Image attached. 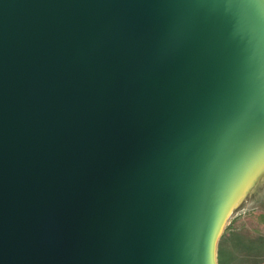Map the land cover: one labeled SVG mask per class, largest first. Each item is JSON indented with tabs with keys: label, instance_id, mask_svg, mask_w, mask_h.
Masks as SVG:
<instances>
[{
	"label": "water",
	"instance_id": "water-1",
	"mask_svg": "<svg viewBox=\"0 0 264 264\" xmlns=\"http://www.w3.org/2000/svg\"><path fill=\"white\" fill-rule=\"evenodd\" d=\"M263 171L260 0H0V264H218Z\"/></svg>",
	"mask_w": 264,
	"mask_h": 264
},
{
	"label": "rangeland",
	"instance_id": "rangeland-1",
	"mask_svg": "<svg viewBox=\"0 0 264 264\" xmlns=\"http://www.w3.org/2000/svg\"><path fill=\"white\" fill-rule=\"evenodd\" d=\"M237 204L219 239L218 264H264V171Z\"/></svg>",
	"mask_w": 264,
	"mask_h": 264
},
{
	"label": "snow or ice",
	"instance_id": "snow-or-ice-1",
	"mask_svg": "<svg viewBox=\"0 0 264 264\" xmlns=\"http://www.w3.org/2000/svg\"><path fill=\"white\" fill-rule=\"evenodd\" d=\"M260 3H261V4H264V0H260Z\"/></svg>",
	"mask_w": 264,
	"mask_h": 264
}]
</instances>
